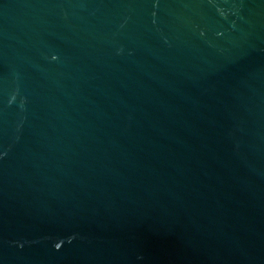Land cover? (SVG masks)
<instances>
[{
	"label": "water",
	"instance_id": "water-1",
	"mask_svg": "<svg viewBox=\"0 0 264 264\" xmlns=\"http://www.w3.org/2000/svg\"><path fill=\"white\" fill-rule=\"evenodd\" d=\"M0 264H264V0H0Z\"/></svg>",
	"mask_w": 264,
	"mask_h": 264
}]
</instances>
